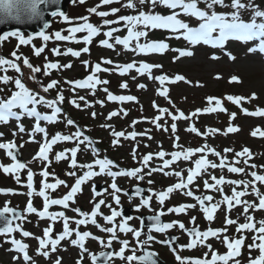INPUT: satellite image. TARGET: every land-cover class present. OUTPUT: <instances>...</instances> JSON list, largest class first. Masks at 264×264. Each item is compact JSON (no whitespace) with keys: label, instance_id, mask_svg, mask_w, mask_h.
Masks as SVG:
<instances>
[{"label":"snow or ice","instance_id":"snow-or-ice-1","mask_svg":"<svg viewBox=\"0 0 264 264\" xmlns=\"http://www.w3.org/2000/svg\"><path fill=\"white\" fill-rule=\"evenodd\" d=\"M80 3H84V0H79ZM113 2H118V0H99L100 5H110ZM58 3V0H0V13L4 14V18H9L13 20L20 21L23 17H27L28 19H32L34 17H42L43 12L40 10L41 5ZM140 5L148 4L152 9H155L158 5L163 6L169 9V14H160L154 11H145L138 10L135 15H118L116 20L104 19L103 25L110 26L112 24H118L124 22L127 27V35L120 37L115 36L113 34L119 31L118 28L109 27L107 31L103 32V35L106 39H102L99 41L100 45L103 47H107L109 49H113L115 45H123L126 50L135 51L138 54H149V53H163L169 49V45L164 40H152L148 41L145 39L144 43H141V38H147L148 32L147 29H162L167 30L171 33L168 39H184L189 42V44L195 46L199 43H203L205 45H210L213 47H223L225 41L229 38H234L243 42H248L252 40H258L259 44L256 47L249 48V52H255L257 50L264 52V10H260L258 6L252 3V0H230V2L225 5V0H139ZM203 4L204 7L200 5ZM226 6L231 11H217L216 6ZM123 7L128 9H136L137 3L136 0H126L122 4ZM99 5L95 7L89 8L87 11L89 13L96 14L100 17H107L111 14L119 13L120 9L111 8L110 11H97ZM251 9V18L249 20H244L241 18V10H249ZM52 16L62 17L63 20L69 21V17L65 15L63 11L57 8L55 11L51 13ZM188 17V20L181 19L180 17ZM80 20L83 23L76 24L68 29L69 35H62L59 31L55 33V38L57 40H75L76 33L86 32L87 34L82 37V40L85 45H88L92 42L93 37L98 35L101 31L100 27L93 25L88 22V17H80ZM192 19L198 21V24L193 26L190 22ZM3 22V20H0ZM45 28L48 27L47 23L44 25ZM143 30H140V29ZM15 36L19 39V44H28L31 40V37L25 39L24 35L19 31H14L10 33H5L4 36H0V40H4L7 36ZM38 36L42 37L45 41L49 39V36L45 34L44 31L37 33ZM110 39H114V43L110 42ZM135 41V46H132V42ZM79 42V41H77ZM43 49L37 48L35 49V54L39 55ZM89 48L85 46L80 50H73L72 48H68L65 55L71 54L72 56L78 57L81 52H88ZM177 51L179 55L174 57L175 59H180L185 56H193L194 53L189 49H174ZM54 54L59 55L60 52L58 49H53ZM226 55L230 60H235V56H233L230 52H226ZM11 56L14 59L5 58L0 56V71L7 72L8 68L15 70L18 75L16 77H11L8 75H0V123L7 124L10 120L15 119L17 121L15 126V131H13L12 136L15 138L18 133H25L29 136L28 142L34 141L35 133H43L44 141L39 144V149L33 156V160H40L44 162L43 167L40 171V175L44 178L41 180V186L39 188L38 193L33 188V176L35 173L31 168L28 167V162H22L21 159H18V149L22 148L23 144H17L15 139L0 142V150H4L7 157L11 159V163L2 164L0 163V170L4 174H11L14 176L17 183H20V175L21 170L27 169V192L26 195L28 197L27 204L23 210V213L20 212L17 208L10 206V201H5L3 206L0 207V217L4 218L3 226H0V235H4L10 237L8 242L13 246L11 251H15L22 255V258L25 264H35V261L29 255L28 248L29 245L22 242V240H18L15 237H12L11 234L13 232L19 231L23 237H32L38 242V247L36 248V254L38 256H43L45 258L50 257V253H55L58 251V245H60L61 241L65 239H70V243L74 247H78L79 249V257L76 260V264H83V259L85 254L88 255L91 264H97L98 260H103V264H114L115 259H121L126 261V264H133V262H138V264H157L156 259L153 257L158 255L153 251L148 250L147 246L150 245L151 242L156 241V237L151 235L152 231L158 233H164L168 229H172L174 226H178L179 229L185 231L189 237L188 243L184 245H180V249H192L197 247L198 245L205 246L209 249L211 253V259L208 258L209 253H204L203 257L192 258L181 256L177 251L176 247H172V251L175 255V259L178 264H217V261L223 262V264H229L231 261L232 264H240L238 259H235L240 255V250L244 245V241L246 237L243 235L245 231L253 232L254 235L252 237V243L248 245L249 253L253 248L259 250V255L256 257H252L249 255L248 264H264V220L259 221V226H256V222L254 217L250 214V210H264V192H261L259 188L256 186L257 182L260 184H264V174H258L257 171H251L250 176L252 179L250 181L244 180H227L223 175L217 177L215 175H211L208 180H205L203 183V187L205 189H215L218 192L223 193V188L221 185L228 184L231 185V195H223L222 201L216 203H207L213 201V197L210 195H196V193L190 188V185L193 184L194 180L202 173L207 171V168L211 167L215 168H225L231 173H243L245 172L244 168L234 166L233 164H226L225 161L227 159L226 156L222 155L220 152H217L214 148L205 144L201 147H188L182 148L178 144H174V147H177L179 150L173 151L171 153H166L164 151H159L156 153H148L143 155L141 164L147 166L149 161L152 160L153 156L159 157L163 159L165 156L171 157V159H163V165L158 168H152L151 171L147 173V175H151L152 172H162L164 175H175L176 177H181V179L168 186L166 189L161 190L155 193V199L159 202L160 206L165 204V200L168 198L170 193L174 191H181L184 195L188 197H192L197 204L199 205L201 211L203 212L205 219L209 222L214 220V214L217 212V209L221 204H225L227 206V213H230L236 206H242L243 213L245 215V222L238 223L237 220L232 219L228 214L224 216V225L223 228H208L206 230H200L198 226L195 225L196 217H191L190 222L194 225L192 228H186L185 224L179 220H173L170 222H161L160 217L164 215L163 211L157 212L150 219L155 221L149 229V234H147L144 240L140 239L141 231L138 229H134L128 226L126 221H122L119 225H116L115 220L116 217H119L121 213L115 209L111 210L109 215H104L100 212L101 205L105 204L104 200H99L95 202L91 212L81 211L80 208H73L72 211L76 212L80 218L75 219L74 223L77 225L76 228H71L70 221H73V218L65 215V212H50L49 208L52 205H59L63 208L67 209L69 207V202H74V198L77 193L82 191L81 185L85 183L89 178L105 173L108 170V166L113 165V161L108 158L104 159H96L92 163L89 164H77V152L79 151V144L83 141L90 140L87 136H84L83 132L80 130L79 126H76L77 130L71 135H63L57 132L51 139H48V133L44 127H41V121H49L55 122L59 115L62 113L61 104L64 102L65 97L62 92H58L55 98H47L42 93H48L50 89L56 88L58 85V81L52 80L46 85H40V91L28 87L23 79L22 66L17 61L21 60V57L17 55L14 51ZM212 59H218L217 56L213 55ZM86 67H89L88 61L83 62ZM102 64H113L111 59H101V62L96 63L91 67V74L86 76L82 80H72L67 81V83L73 86V91L76 88H91L95 89L97 84L107 85L109 81L100 80L96 73L100 71L108 72L110 69L102 68ZM23 66L30 69L32 76L30 79L35 80L36 73H40L42 69L40 67L34 66L30 63L28 58H23ZM71 68L72 65L64 64L60 65L58 63H45L43 66V74L48 75L50 69H58V68ZM162 65L159 64H150L147 62L141 61L139 66H137L136 62L126 64L116 65V70L120 72L121 75L127 73L130 69H135L139 74L144 75L147 74L149 78L159 81L160 85H164L167 83H176V82H187V78L182 74H176L175 76H168L167 74H161L159 76L153 77L151 75L152 69L161 68ZM217 79L220 78L219 74L216 76ZM229 82L240 83V78L237 75H231ZM12 84L13 87L11 89L8 88L9 84ZM197 86L199 85V81L196 82ZM119 87L121 89H126L128 87L127 82H121ZM138 88L146 87L143 84L137 85ZM104 92L107 95V99L109 101H136L137 98L131 95H114L110 92L107 87H105ZM167 88H158L157 94L160 96H168ZM256 94L252 93L251 97L245 96H237V95H227L225 97L226 100L231 101L236 105H241V103L248 99H255ZM208 102V107L203 109H196L194 112L186 115L183 111L176 109L175 112L169 111L167 108H160L156 105L155 101H153V107L157 108L159 115H157L152 123L156 125L157 128H160L161 125L158 121L161 118V115H168L171 117V131L173 134L176 133L177 130V121L179 120H189L199 114H207L214 113L217 111H227L222 107V102L219 98L209 96L206 98ZM78 100L83 101L85 98L80 96ZM77 99L70 100L69 103L74 105L77 108H80L81 105ZM98 103L103 104V101H97ZM45 106L47 109H50V113L46 112L42 114L38 111V106ZM214 105V106H212ZM87 106V103H86ZM124 115H127V112L121 110ZM241 111L246 115L253 116H264V108H257L256 110L249 112L248 109H241ZM120 112H110L108 114V119H111L113 116L119 115ZM93 117L96 116V113H91ZM23 116L32 117L35 119V123L32 127L31 132H28L23 123H21V118ZM236 113H231L229 116V120L232 121L235 119ZM66 123L69 126L75 125V121L71 118H66ZM137 123V121H133V124ZM104 127H108L104 125ZM168 131L167 128L164 129ZM187 131L194 133L198 136H207L208 134L218 133L220 129L209 128L205 132H201L195 124H190ZM239 130L238 126L234 127L229 124V126L224 129V134L235 133ZM259 132V129L252 132V135H256ZM261 136H264V132H259ZM111 135L115 138L113 139V145H118L121 137L124 138H135L137 136L136 132L124 133L122 131H112ZM139 135H147V133H140ZM3 136V133H0V137ZM83 137V141L80 139ZM151 139V137H148ZM77 141V146L71 149H65L64 151L57 152L55 154V160L60 161L66 158V153H70V167L75 169L76 167L86 168L88 171H85L82 176H76L75 171L68 172L67 175L76 177L74 184L70 186L69 191L64 194L61 198H52L49 195L48 190H55L59 185H66V182L62 179H55L54 183L47 182V178L50 176L48 172V164L51 163L49 159V153L52 150V146L56 144L58 141ZM175 140L179 141V136H175ZM225 153L232 152V149L226 148L224 149ZM136 149H133V159L136 158ZM206 153H211L217 157H219V164L212 162L206 158ZM199 155L197 159H191L192 157ZM237 157H251L250 150L245 147L240 152L235 153ZM187 161L193 164L192 167L187 169V178L184 179L182 176V171H174V172H166L165 169L168 168L171 164L180 161ZM238 163V162H237ZM244 163H248V160L245 159ZM99 166V172L93 171L94 166ZM251 168H256V165H250ZM142 168H132L126 171H108V175L112 177V183L110 185L113 190L111 195L112 199L118 204L120 201L119 195L122 191L121 188L118 187L115 182V178L121 175H126L129 177H136L138 179H143L141 175ZM152 181L149 180V184ZM239 186H243V190H237ZM251 188V191L255 193L258 198V204L254 202H249L247 200L242 199L248 194V189ZM140 189H136V195H140ZM0 192H13L12 189H0ZM94 195H99L98 192L93 189ZM34 195H39L43 198V206L41 209H37L33 205L32 197ZM149 199H142L141 204L143 206L149 205ZM196 204H188L181 203L179 205L168 207V213H185L188 209L195 208ZM111 208V205H108ZM140 205L137 206L139 209ZM24 213H35L39 219H49L51 221H56L57 219H62L63 221V230L55 235L53 238V228L52 225L44 227L42 230V235L35 236L33 233L29 231L23 230L20 223H13L14 221L24 220L26 217ZM102 216L103 220L112 224L111 227L102 226L97 221V217ZM132 217H127V220H131ZM91 223L96 226L100 231L104 233H108L107 240L103 239L100 236H95L90 231H81L80 225H87ZM236 225V232L239 234L237 237H229L227 233V226ZM117 227L120 232H128L131 233L135 238L136 247L133 248L130 245L129 240L127 239H119L116 236ZM73 234L75 238L73 237ZM222 239H221V235ZM209 238H217L221 239V243L226 247L227 251L223 254L218 253L217 251L212 249L211 244L207 243ZM88 239H92L98 242L103 250L98 253L90 252L89 249L85 245V241ZM113 241H117L120 244L118 250H109L112 249ZM160 243L169 244L168 240L159 241ZM137 249H142L143 254L137 255ZM66 250V249H65ZM126 251L131 252L130 255H125ZM21 256H14L13 260H19ZM60 257H57L53 264H61Z\"/></svg>","mask_w":264,"mask_h":264},{"label":"rangeland","instance_id":"rangeland-1","mask_svg":"<svg viewBox=\"0 0 264 264\" xmlns=\"http://www.w3.org/2000/svg\"><path fill=\"white\" fill-rule=\"evenodd\" d=\"M85 1V0H84ZM99 5L97 11H106L109 10L108 8L111 6H105L100 5L99 0H86V4H81L79 0H74L71 4L68 6V12L67 16L70 18H74V21L80 20V17L87 16L90 19H98L100 16L89 13L87 10L91 7H95ZM105 19H111V16L109 15V18L106 17ZM103 21V20H102ZM52 24L49 26L48 31L51 35L56 32H64L66 27L65 24L63 25L61 21H57L56 19H53L51 22ZM50 35V36H51ZM127 34H121L120 37L126 36ZM49 36V34H48ZM34 39V38H33ZM40 39L36 38L34 39V42L37 46V44H42V46L38 45L37 48L43 49V51L37 55L35 54V45H32L31 43L27 45H19L18 39L12 40V39H5L2 41L0 46V56L6 57L9 56L12 52H14V48L22 47L18 52L19 55H21V59L23 62V58H28L30 63H32L34 66L40 67L42 71L40 73H36V79L32 80L30 77L32 76V73L30 69L23 66L25 76L24 81L25 83L40 89L41 84H45V82L51 77L50 74L44 75L43 74V66L45 63H48L50 60H52L53 54L51 50H49L53 43H57L60 45L59 42H52L48 44V48L43 46V43ZM181 41V45L179 43V49H189L191 50L194 55L193 56H185L180 59H175L174 57H177L179 55L178 52L170 51V55H165L163 53H149V54H138L135 51L126 50L123 45H120L118 48V52H112L110 49H107L105 51L99 52L98 50L92 51L91 58L94 56H102L105 59H111L113 61L112 66H115V64H126V63H132L133 61L136 62L137 66H139V63L141 61L147 62L150 64H159L162 65L161 68H154L152 69L151 75L153 77L159 76L161 74H167L168 76L172 77L175 76L174 73L182 74L184 75L188 81H191V83L187 82H176V83H165L164 85H160L159 81L149 78L147 74L141 75L139 74L135 69H130L127 73H124L122 77H120V72L118 70L115 71V76L111 75V78H115L119 81L127 82L128 87L126 89L118 90L115 88V90H112L111 87H107V89L112 92L114 95H131L137 98L136 101H109L107 99V95L105 92L101 93L100 91L98 93L88 92L89 88H76L75 91H73V86L67 82L65 84L67 86H71L72 92L67 91V94L69 97H72L74 99H77L80 96H83L85 100L79 101L81 107H72L64 102V105L66 106V109L68 112H71L73 114H79L84 115L88 121H91V128L93 130V139H103L105 142V146L108 150H111V153L115 158H117L121 164L126 168L134 167L136 164L135 160L137 158L139 161L141 160L140 157H143V155H146L148 153H156L159 151H164L166 153H171L173 151L179 150L177 147H174V144H178L182 148H188L193 147L194 144L197 142L199 145L202 142H206L209 144L210 147L214 148L217 152H220L224 156H228L229 153H225L224 149L231 147L234 151V149L239 150L242 148L243 145H247L251 147V152L254 154L255 159L257 161L256 165L258 164H264V138L262 140H256L254 138V135H252V132L259 129V131L264 132V116H253V115H243L241 109L246 107L245 109H254L264 106V53H261V51L257 50L255 52H249L248 49L250 47L244 48L240 44H226L225 47L222 49H214V50H207L203 47L201 48L200 45H191L188 41L184 39H179ZM134 42H132V46L134 47ZM228 45V46H227ZM256 46V45H255ZM178 48V47H177ZM220 48V47H219ZM60 56L57 58V60L63 61L68 60V58L63 59V56L65 55V45H62V48L59 49ZM226 52H230L233 56H235V60H230L228 56L226 55ZM118 54V56L116 55ZM52 55V56H51ZM215 55L218 57V59H212V56ZM111 57V58H110ZM89 56L83 55L79 60L73 61L72 67L70 69L65 70H59L58 72L62 73V78L59 84L62 87L67 88L63 84V74L66 76L65 79L67 81L76 80V76L80 72H85V69L88 67H85L83 64V61H90ZM54 59V58H53ZM63 59V60H62ZM57 60L54 62L57 63ZM71 61V58H70ZM90 66V65H89ZM57 70V69H55ZM119 72V73H118ZM219 74L220 78L217 79L216 76ZM0 75H4L2 71H0ZM231 75H237L240 78V83L235 82H229ZM128 76V77H127ZM16 77V76H15ZM51 79L50 81H52ZM48 81V83L50 82ZM199 81V85L197 86L196 82ZM47 83V82H46ZM143 84L146 87L144 88H138L137 85ZM10 86H13L11 83L8 85V88ZM0 87H3V85H0ZM158 88H167L168 96H160L157 94ZM68 90V89H67ZM79 90V91H78ZM252 93L256 94L255 99H248L241 103V105H236L232 103L231 101H228L225 99L227 95H237V96H245V97H251ZM213 96V97H220L222 99V107L225 108L227 111H217L214 113H207V114H199L189 120H179L177 121V130L176 133L173 134L171 131V124L172 120L171 117L168 115H161L160 120L158 123L161 125L160 128H157L155 124L152 123V120L159 115L157 108L153 107V101H155L156 105H158L160 108H167L171 112H175L176 109H179L183 111L186 115L194 112L196 109H203L205 107H208L207 97ZM97 101H103V104L98 103ZM87 103V106H86ZM214 106V105H212ZM121 110H124L127 112V115H124ZM120 112L119 115L113 116L111 119H108V114L110 112ZM95 112L96 116L93 117L91 113ZM231 113H236L235 119L230 121L229 116ZM63 122L67 118V114H60L58 117ZM72 119H74V116H72ZM133 121H137V123L133 124ZM17 121L12 119L7 124H3L0 127L1 133H3V136L0 137V142L8 141L15 139L16 143L23 144L24 146L22 148H19V152L21 154V158L28 162V167L32 169V171L35 173L33 176V188L38 193V190L36 189L35 185L37 183V178L39 177L44 162L40 160H33V156L39 149V144L42 143L45 139L43 133H35L34 134V141H29V136L25 133H18L17 136L14 138L12 136L13 131H15ZM22 123V121H21ZM34 122H31V124H28L27 126H24L25 129L28 132H31L32 127L34 125ZM231 123L232 126L236 127L238 126L239 130L235 133H228L224 134V129H226L229 124ZM190 124H195V126L201 131L205 132L209 128L214 129H220L221 131L218 133H212L208 134L207 136H198L194 133H191L187 131L186 129ZM24 125V124H23ZM104 125H107L108 127H104ZM42 127V126H41ZM167 128L168 131H165L164 129ZM47 133H48V139H51V135L49 133V130L45 127ZM122 131L124 133H130V132H136L137 136L135 138H124L121 137L119 140V144L115 145L116 147L110 148L113 146V139H115L111 133L112 131ZM7 132V133H6ZM58 131H55L57 133ZM96 132V133H95ZM147 133V135H139L140 133ZM6 134V135H5ZM151 137L149 139L148 137ZM175 136H179V141L175 140ZM63 143L54 144L52 146V150L49 153V159L52 163V160H55V154L59 152V149L61 150L63 146L61 145ZM197 144V145H198ZM58 145V146H57ZM60 146V147H59ZM87 143H84L83 148H86ZM59 147V149H58ZM133 149H136V158L133 159ZM209 155L206 156V158L210 157L209 160L212 162H215L219 164V157L215 155H211V153H208ZM97 156V151L88 148L87 151H80L79 159L83 164H89L92 163ZM199 155L192 157L191 159H197ZM78 157V153L76 158ZM167 159H171L170 155L166 156ZM164 159V158H163ZM163 159L153 156L152 161L156 162V164H159L157 166H149V170L151 171L152 168H158L163 165ZM64 159L60 160L63 165L58 169V171L54 172L52 175H54V178L52 179V183L55 182V179H69V182L71 179H74L73 176H67L66 173L71 172L70 171V165L65 164ZM242 162V160H239ZM11 159L6 156L4 150H0V163L2 164H9L11 163ZM135 162V163H134ZM51 163L48 164L47 170L52 173L53 169L51 168ZM226 164H232L229 162L228 159L225 161ZM59 165V164H58ZM243 165V164H242ZM193 164L191 162L187 161H180L176 166H172L171 169H169V172L174 171H183L182 176L185 178L187 175H184L187 172V169L189 167H192ZM99 166L96 165L94 168H98ZM241 167L242 166H237ZM248 168H250L249 165H247ZM262 167V166H261ZM260 167L259 170L263 169ZM264 167V166H263ZM82 168H80L81 170ZM84 169V168H83ZM22 175H27V169L21 170ZM108 171H112L111 168L108 167V170L105 171L106 173L104 176H101L100 179L102 181L106 182L109 186L111 185L112 177L108 175ZM124 171V170H123ZM148 172V171H147ZM147 172L143 173V180L146 182V180H150L149 178H146ZM206 173L209 174L208 179L211 175H215L217 177L223 175L227 180H232L233 178L236 179L237 176L235 173H231L227 170V167L225 168H207V171L202 172L193 182L192 185H190V188L196 193V195H204L208 194L213 197V201L207 202V203H216L219 201H222L223 195H231V185L224 184L220 187L223 188V193L218 192L215 190V193H208L207 189L203 187V183L205 180ZM244 174V173H243ZM258 174H263L258 171ZM201 175H203L201 177ZM95 178V177H92ZM39 179V178H38ZM181 179V177H176L175 175H164L162 172H155L154 175H152L151 180H153V184L149 186L152 190L148 191L149 197L153 199L152 192L153 191H161L163 187L166 188L170 186L171 184H174L178 182ZM252 179V177H251ZM89 180V179H88ZM86 180V182L88 181ZM97 180V179H96ZM141 179H138L136 177H129L126 175H121L115 178V182L117 185H124V187L127 189L131 185L140 183ZM41 184V179L39 181ZM27 181H20L19 185L17 184L14 176H10L9 174H4L2 170H0V189H12L13 192H0V207L3 206L5 201H10V206L17 208L20 211H23L26 204L28 197L26 195L27 187H26ZM64 185L57 186L58 188L63 187ZM261 192H264V184H260L257 182L256 185ZM165 188V189H166ZM241 190H243V186H239ZM112 189L110 187V191L108 193L103 192L99 197H102L101 200L105 201V204L107 205L103 206L104 215H109L111 213L112 209L121 208L122 206L128 207L131 210L132 217L131 220H128L127 222L130 223L131 227L134 229L139 228L137 226H140V216L142 214H146L149 216H154L158 209L163 208L165 211V214H167V217H171V219H176V217L172 216L171 213L167 212L168 207H172L173 205H179L181 203H188V204H196L197 206L192 209H188L185 212V217H183V220L186 221V226L188 228L194 226L190 220L191 217H196L195 225H199L198 223L202 220L204 222L205 216L203 212L201 211L199 205L197 202L192 198L188 197L183 194L181 191H175L176 195L173 198H168V202L160 206L159 203L155 206L152 204L151 199L149 202L148 208L146 206H143L141 204L140 200H131L128 196H122V199L120 200V203H116L112 199ZM66 194V193H65ZM58 195V194H53ZM61 195V194H59ZM64 195V194H63ZM62 195V196H63ZM119 195V193H117ZM60 196V198L62 197ZM247 196L249 198H243L249 200V202H254L258 204V198L256 197L255 193L251 191V188L248 189ZM98 199L97 195H94V193H91V190L89 189V186L86 184L83 187L82 192L77 197L76 200V206L78 204H81L83 206L88 205L90 207L92 203H94ZM33 205L37 209H41L43 206V198L39 195H34L32 197ZM75 200V199H74ZM108 205H111V208L108 207ZM140 205L139 209L137 206ZM74 206V208H76ZM165 206V208H164ZM148 212V213H147ZM228 214L232 219L237 220L238 223H244L245 222V215L243 213L242 206H236L230 213H227V206L225 204H221L220 207L217 209V212L214 214V220L210 222L207 220L205 221V227L209 226L208 228H223L224 225V216ZM233 214V215H232ZM250 214L255 218V221L258 220V217L261 216V220H264V210H250ZM25 219L18 221L17 223H20L23 227V230L29 231L33 233L35 236L42 235V229L43 227L48 226L49 224H52L53 227L58 226L55 224L54 221H51L49 219H39L38 216L35 213H24ZM70 218H75L77 216L76 212L71 213L70 215L67 214ZM164 216V215H163ZM47 220V221H46ZM104 220H98V223H101ZM105 222V221H104ZM116 225H119L116 223ZM106 227H111L112 224L107 223L105 225ZM256 226H259V223L256 224ZM59 229L62 227L61 224L58 226ZM206 228V229H208ZM203 229V228H201ZM90 232H92L95 236H101L100 233L96 231V227L88 228ZM117 237L119 239H125L128 238L130 245L136 244L135 238L132 236L131 233L128 232H120L118 227L116 230ZM173 237H179L183 238V243L181 245L187 244L189 237L184 236L182 231H179V229H175L170 233ZM230 238L231 237H237L239 234L236 232V225H229L227 226V233ZM128 235V236H127ZM243 235L246 238L252 237L254 235L253 232L245 231ZM12 237H15L18 240H22L24 243L29 245L28 252L29 255L32 257V259L35 261V264H53L54 257L50 254L51 259L45 258L43 256H38L36 254V248L38 247V242L32 238V237H23L20 232L16 231L11 234ZM223 234L221 235L222 239ZM146 238V236L144 237ZM10 237L5 236V238L0 236V264H25L22 255L11 251L12 245L8 242ZM140 239L142 240V234L140 236ZM221 239L217 238H209L207 241L208 244H211L213 250H219L226 251V247L221 243ZM4 242V243H3ZM90 244H87L86 247L89 249V251L93 253H98L99 251L103 250L101 246L98 244V242L89 241ZM203 248V252H208L209 249L205 246L199 245ZM149 249H155L157 248L161 252H163L162 256L166 257L168 259L171 258L170 255L166 252V249H163L161 247H158L157 243H152L147 246ZM118 250V246H117ZM188 249H180L179 252H183L182 254H191L188 253ZM70 251V250H69ZM155 251V250H153ZM255 251V250H254ZM256 254L258 250L255 251ZM62 257H65L64 260L62 258V261L64 264H74V261L77 257H79L78 250H73L69 253V257L67 255H64L66 252H61ZM131 254V253H130ZM127 253L126 255H130ZM21 256L19 260H13L14 256ZM87 258V255H85ZM252 257H255L254 255ZM240 261H242V256L239 258H236ZM121 259L114 260V264H121ZM126 261H122L124 263ZM243 263V261H242Z\"/></svg>","mask_w":264,"mask_h":264},{"label":"water","instance_id":"water-1","mask_svg":"<svg viewBox=\"0 0 264 264\" xmlns=\"http://www.w3.org/2000/svg\"><path fill=\"white\" fill-rule=\"evenodd\" d=\"M72 0H58V3L41 5L40 10L43 12L42 17H34L32 19H28L27 17H23L20 21L4 18V14L0 13V36H4L5 33H10L14 31L26 32L28 34H36L41 31H45L44 27L45 23L49 24L50 19L53 17L51 13L59 8L64 13L66 12L68 4ZM19 158V153H18ZM141 190V189H140ZM134 193L136 190L133 191ZM140 194H143V190L140 191ZM16 222V221H14ZM4 218L0 217V226H3Z\"/></svg>","mask_w":264,"mask_h":264},{"label":"trees","instance_id":"trees-1","mask_svg":"<svg viewBox=\"0 0 264 264\" xmlns=\"http://www.w3.org/2000/svg\"><path fill=\"white\" fill-rule=\"evenodd\" d=\"M90 1V0H88ZM230 2V0H225V5H227ZM137 3V8L136 9H128V8H123L120 3L117 2H113L110 5H105V6H115L118 7V9H120L119 13L117 14H113L114 15H131V14H135L137 13L138 10H145V11H156V12H162L165 11L166 8H164L163 6H157L155 9H152L150 5L145 4V5H140L139 4V0H136ZM252 3L256 6H258V8L260 10H264V0H252ZM111 7H109L108 9H110ZM216 9L218 11H231V9H229L226 6H216ZM101 11V10H100ZM165 13V12H164ZM241 18L242 19H250L251 18V9L249 10H241ZM74 21V18H72ZM63 21V18H62ZM78 21H82V20H78ZM88 21H91L92 23H95L97 21H95V19H90L88 18ZM247 146V145H246ZM249 148H251L250 146H248Z\"/></svg>","mask_w":264,"mask_h":264},{"label":"flooded vegetation","instance_id":"flooded-vegetation-1","mask_svg":"<svg viewBox=\"0 0 264 264\" xmlns=\"http://www.w3.org/2000/svg\"><path fill=\"white\" fill-rule=\"evenodd\" d=\"M183 252H180L179 254L181 256H185V257H192V258H198V257H201L200 254H197V253H191V254H182ZM173 260L172 263L170 264H178V262L176 261V259L173 258V256H171V258Z\"/></svg>","mask_w":264,"mask_h":264}]
</instances>
